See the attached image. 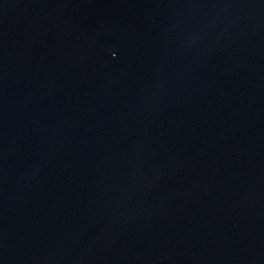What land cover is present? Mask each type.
Listing matches in <instances>:
<instances>
[{"label":"water","instance_id":"95a60500","mask_svg":"<svg viewBox=\"0 0 264 264\" xmlns=\"http://www.w3.org/2000/svg\"><path fill=\"white\" fill-rule=\"evenodd\" d=\"M0 264H264V0H0Z\"/></svg>","mask_w":264,"mask_h":264}]
</instances>
